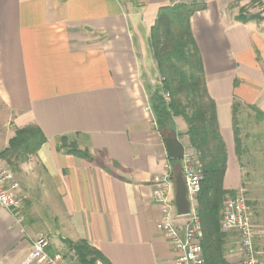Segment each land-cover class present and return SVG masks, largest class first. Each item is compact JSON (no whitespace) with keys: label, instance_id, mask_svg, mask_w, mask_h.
I'll use <instances>...</instances> for the list:
<instances>
[{"label":"crops","instance_id":"1","mask_svg":"<svg viewBox=\"0 0 264 264\" xmlns=\"http://www.w3.org/2000/svg\"><path fill=\"white\" fill-rule=\"evenodd\" d=\"M167 1L0 0V152L29 125L46 138L20 166L21 182L30 180L23 185V221L0 205V264H39L29 259L40 232L50 254L74 264L65 239L86 240L109 264H171L173 246L157 228L154 178L167 166L174 174L182 162L169 161L150 108L157 85L143 57L144 36L151 40ZM223 6L207 0L191 26L227 146L224 186L238 192L233 104L264 115V9L242 22L226 17ZM175 120L187 148V125ZM64 136L94 161L59 149Z\"/></svg>","mask_w":264,"mask_h":264},{"label":"trees","instance_id":"2","mask_svg":"<svg viewBox=\"0 0 264 264\" xmlns=\"http://www.w3.org/2000/svg\"><path fill=\"white\" fill-rule=\"evenodd\" d=\"M162 6L151 28L153 56L161 76L160 85L155 86L150 108L162 136L176 130V118L182 117L187 125L189 149L197 152L204 166V176L196 198L203 236L202 246L206 264H234L226 256L227 233L221 226V209L227 195L236 191L224 186L228 152L222 138L217 116L216 102L211 97L206 80L203 58L194 37L191 18L207 8V0L176 2ZM263 4L264 0H250ZM256 15L239 14L236 19L247 22ZM166 94L169 98H166ZM239 103L233 104V120L237 154L241 139L237 124ZM261 113H259L260 115ZM46 142L41 129L29 125L17 129L9 146L0 152L10 166L26 161L35 155ZM59 149L68 154L94 161L89 149H81L77 141L67 137L60 139ZM174 166L182 160L171 159ZM173 174V173H172ZM65 244L76 257L77 264H109L105 256L86 240L65 239Z\"/></svg>","mask_w":264,"mask_h":264},{"label":"built area","instance_id":"3","mask_svg":"<svg viewBox=\"0 0 264 264\" xmlns=\"http://www.w3.org/2000/svg\"><path fill=\"white\" fill-rule=\"evenodd\" d=\"M166 98L169 95L166 94ZM182 160V171L191 203L188 215L179 216L175 204V183L171 167L164 175L154 178V201L161 207L157 228L171 242L174 257L171 264H206L202 246V224L196 210V198L204 176V166L199 154L186 148ZM19 183L14 180L8 165L0 167V205L11 211L21 223L23 221V198L19 194ZM222 229L237 233L239 251L242 254L240 264H259L255 233L252 225V208L248 199L237 195L227 200L221 221ZM48 236L38 233L32 238V251L29 261L39 264H74L63 254H50L47 250Z\"/></svg>","mask_w":264,"mask_h":264},{"label":"rangeland","instance_id":"4","mask_svg":"<svg viewBox=\"0 0 264 264\" xmlns=\"http://www.w3.org/2000/svg\"><path fill=\"white\" fill-rule=\"evenodd\" d=\"M137 1V0H136ZM192 0H176V2ZM224 4L223 9L225 11V16L230 14L232 18L237 17L239 14H243L247 17L253 16L255 13L260 12L264 8V4L251 3L250 0H218ZM138 3V2H136ZM173 5V1L168 0L167 4L164 6ZM237 15V16H236ZM150 39H151V29H150ZM145 48H143V57H146V70L152 76L150 78L152 86L160 85L161 76L156 69L155 60L153 56V48L151 40H147V35L144 36ZM237 124L240 130L239 137L241 139L240 152L237 155L238 167L241 172V187L238 192L235 194L227 195L223 206L221 209V221L223 218L224 208L227 200L233 198L237 195L243 194L249 201L252 208V225L255 233V246H256V255L259 261V264H264V115L260 114L257 116V112L252 109L249 105H241L237 111ZM183 139V138H182ZM186 145V142H184ZM34 156L31 155L26 161L20 162L18 164L15 162L11 169L13 170V178L20 185L19 190L24 198V187L25 183L30 182H21L25 180L24 172H21L20 166L29 161L30 158ZM174 169V168H172ZM182 169V166L179 165L174 169L173 176ZM22 174V178L20 174ZM224 230V229H223ZM229 236L230 246H227L226 243V256L228 250L231 252L232 260L234 264H240L242 259V254L239 251V237L235 232H229L224 230ZM42 233V232H40ZM44 233V232H43ZM47 235V233H44ZM203 236V230H202ZM229 247V249H228ZM62 254V253H60ZM228 258V256H227ZM76 263V261H75Z\"/></svg>","mask_w":264,"mask_h":264},{"label":"water","instance_id":"5","mask_svg":"<svg viewBox=\"0 0 264 264\" xmlns=\"http://www.w3.org/2000/svg\"><path fill=\"white\" fill-rule=\"evenodd\" d=\"M163 141L169 158L181 160L184 157L186 146L179 139L175 129L163 136ZM174 183L177 213L179 216L188 215L191 211V203L182 169L174 175Z\"/></svg>","mask_w":264,"mask_h":264}]
</instances>
